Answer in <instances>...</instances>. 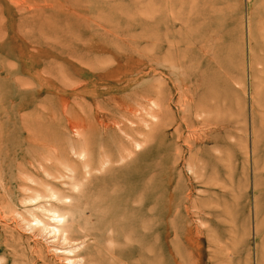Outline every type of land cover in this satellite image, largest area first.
<instances>
[{
    "label": "rangeland",
    "instance_id": "374dc122",
    "mask_svg": "<svg viewBox=\"0 0 264 264\" xmlns=\"http://www.w3.org/2000/svg\"><path fill=\"white\" fill-rule=\"evenodd\" d=\"M0 264H264V0H0Z\"/></svg>",
    "mask_w": 264,
    "mask_h": 264
},
{
    "label": "bare ground",
    "instance_id": "6f19581e",
    "mask_svg": "<svg viewBox=\"0 0 264 264\" xmlns=\"http://www.w3.org/2000/svg\"><path fill=\"white\" fill-rule=\"evenodd\" d=\"M198 112V111H197Z\"/></svg>",
    "mask_w": 264,
    "mask_h": 264
}]
</instances>
